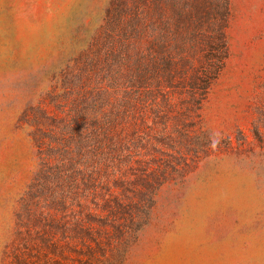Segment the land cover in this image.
I'll return each mask as SVG.
<instances>
[{
  "label": "rangeland",
  "instance_id": "374dc122",
  "mask_svg": "<svg viewBox=\"0 0 264 264\" xmlns=\"http://www.w3.org/2000/svg\"><path fill=\"white\" fill-rule=\"evenodd\" d=\"M162 8L179 69L219 41L222 67L195 101L183 83L142 97L125 182L95 183L80 146L104 89L124 98L142 2L0 0V264H264V0Z\"/></svg>",
  "mask_w": 264,
  "mask_h": 264
},
{
  "label": "trees",
  "instance_id": "16d2710c",
  "mask_svg": "<svg viewBox=\"0 0 264 264\" xmlns=\"http://www.w3.org/2000/svg\"><path fill=\"white\" fill-rule=\"evenodd\" d=\"M140 1L143 9L139 14H136L137 27L139 26L138 35L145 38L148 29L151 33L147 41H138L137 43L128 41L126 43L127 64L125 68L114 72L111 81L113 90L119 87L124 88V98L118 100V91L112 94L104 89L110 108L106 111H99L100 109L97 108L94 111L89 120L91 123L90 135L85 138V141H89V144L85 147L80 146L81 152L90 154L88 157L91 163V179L95 183L102 181V175H112L115 180L125 182L126 179L123 178L124 171L121 167L123 165L125 168L132 167L131 149L134 145L130 136L136 135L137 137L139 134L143 117L137 115V111H140L139 108L142 107L140 105L142 104V97L149 96L152 98L156 92L164 91L167 88L173 89L183 83L184 89L195 101V90L200 89L202 94L206 95L222 67L225 49L221 55L217 53L220 52L219 49L224 48L225 43L219 41L217 45H211L212 50L209 55L204 57L205 68L191 72V74H188L185 68L179 69L176 62L178 60L189 61L190 58L181 55L179 59H175L172 56L169 45L171 41H168L170 39L172 17L162 8L170 0H154L155 10L150 8L149 4L152 1ZM160 25H162V28L159 27ZM193 42L195 41L180 42L182 50H186L188 47L195 51ZM172 45L174 46V44ZM132 51L135 52V56H132ZM188 76L190 82L186 80ZM126 88H131V91L135 89V92H131ZM164 97L167 101L173 102L170 93L164 95ZM120 101H122V106L117 108ZM124 104L130 111L125 110ZM52 119L51 121H53ZM78 172H81V170L78 169Z\"/></svg>",
  "mask_w": 264,
  "mask_h": 264
}]
</instances>
